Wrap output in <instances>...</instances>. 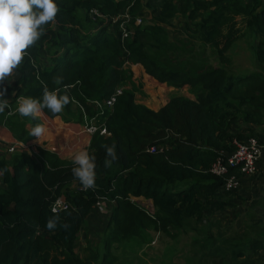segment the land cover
Returning <instances> with one entry per match:
<instances>
[{"label":"trees","instance_id":"trees-1","mask_svg":"<svg viewBox=\"0 0 264 264\" xmlns=\"http://www.w3.org/2000/svg\"><path fill=\"white\" fill-rule=\"evenodd\" d=\"M56 3V24L47 26L39 41L28 49L16 69V78L0 82L9 104L0 118L5 115L4 127L17 141L31 140L24 127L28 117L16 112L9 115L11 105L19 96L42 98L45 86L49 90L59 88L60 94L67 86V94L73 99L64 109L74 115L72 120L81 121L78 102L87 116L103 123L110 134H93L87 150L96 157L95 192L80 190L72 176V158H60L42 149L34 157L16 151L7 160L0 152V169H6L0 175V264H94L102 254L101 264H116L112 252L115 245L150 244L152 232L161 235L162 242H169L180 229L194 230L192 221L205 214L234 207L237 201L253 198L249 202L252 205L260 197L264 200V195L252 196L253 191L264 189L258 182L264 176V154L253 175L229 168L227 175L239 180V186L232 190L224 188L222 177L209 172L217 156L233 152L234 138L244 141L255 137L264 144V0ZM142 5L151 9L152 22L136 25L134 19L141 16L138 11ZM91 8L104 18H90ZM125 11L131 17L125 24L130 33L122 38L120 24L124 19L116 18ZM236 15L242 16L253 38L250 48L260 70L233 73L220 65L204 62L196 66L172 59L170 52L177 49L168 39L172 19L185 18L190 23L191 39L216 48L223 27L228 26L223 48H217L222 54L235 38ZM125 61L141 64L147 73L169 86L188 85L195 97L177 94L157 109L149 108L136 100L133 89L123 87L130 78ZM116 89L121 92L111 107L94 108V101L104 104ZM44 113L58 115L47 109ZM235 121L249 124L237 137ZM256 128L262 129L255 132ZM104 144L116 147L118 160L110 167L104 166ZM248 188L251 195L245 196ZM131 197L151 199L155 212H147ZM57 199L67 205V211L58 210L61 219L52 232L45 224L54 215L52 206ZM100 200L107 207L102 215L106 218L102 240L93 245L86 241L82 252L76 247L77 240ZM221 223L214 218L206 226V237L199 241L194 236L200 249L218 264H253L254 255L264 252V223L256 221L242 232L219 239L223 231L215 237L211 228H221Z\"/></svg>","mask_w":264,"mask_h":264},{"label":"rangeland","instance_id":"rangeland-1","mask_svg":"<svg viewBox=\"0 0 264 264\" xmlns=\"http://www.w3.org/2000/svg\"><path fill=\"white\" fill-rule=\"evenodd\" d=\"M139 9L140 10L138 12L142 16L140 17L142 18L143 24L152 22L151 9L145 7L144 5H142ZM80 15L83 14L80 13ZM89 17L95 20L101 18L102 15L99 14L95 15L94 17ZM234 21L235 25L233 28V32L235 34V38L233 39L232 44L228 48L224 49L222 51V54H219L217 53V48H223L225 39L227 38V33L229 32L228 26L223 27L222 37L218 39V45L216 48L206 45L202 46L198 41L191 39L189 36L190 23L185 18L179 17L172 19L170 21V25L167 27L168 39L170 42L175 43L177 47V49L174 50L175 54L170 52V55L172 54V59L175 58L177 60H180L183 64H187L189 61L196 66L204 62L214 66L220 65L227 68L228 71L233 73L248 72L255 69L260 70L253 59L252 49L250 48L253 38L244 25V19L242 18V16L236 15L234 17ZM137 64L138 63H131L130 61L126 62L125 69L127 70L130 78H128L123 87L133 89L135 91V98L138 102L143 103L146 106L147 104H149L152 105V107L157 108L158 106L165 103L173 95L179 94L187 97H195L194 93L188 85H183L181 87L169 86L166 83L158 81L155 77L147 73L141 64V66H137ZM18 98L16 99L15 103L11 105L10 112L12 113H15ZM68 116H70V119L69 121H66L69 118ZM41 117L50 118L51 116H48L43 112L41 116L35 119L32 117H28L25 119L24 127L28 133H30L32 127L42 123ZM55 117L58 119V121L62 122L65 127L67 126V124L69 126H72V124H76L74 129L70 127L69 130L71 129L72 131L74 130L77 132L82 127L83 117H81L80 122L74 121L72 120L74 115L68 114L65 109H63V111ZM4 118L5 115L4 117L0 118V120H3ZM246 126H249V124H243L240 121H235L233 124V131L236 134L234 136L239 135V132H243V129L246 131ZM261 129L262 128H256L255 132H259ZM70 131H66V136L72 138V136L76 135V133H71ZM9 134L10 132L6 128H4V124H2V121H0V144L3 145L1 146V154L7 160H10L11 156L6 151V147L4 149V144L9 143H6L4 141H8L7 135ZM62 134L63 133H61V135ZM10 135L12 136V133ZM83 135L80 134V136ZM87 135L89 136V134ZM243 136H246V134L244 133ZM32 139H35V137H33ZM31 140H28L26 142H30ZM86 141L85 144H90L91 136H89L88 142ZM234 141L238 142L240 140L237 137L232 140V143ZM42 149L47 151V149ZM261 167V172H264V161ZM261 174L262 173H260V175ZM258 182L262 183V186L264 188V176H261V179H259ZM240 190H242V188ZM243 193L246 194L245 196H248V194L251 195V189L248 188L244 190ZM252 194V196L254 197L264 195V189L259 190L258 193H255L253 191ZM133 198L134 197H131V200L135 201V199ZM251 199L253 198H250L244 202L237 201L234 207H228L225 210L217 211L211 215L205 214L198 221H192L193 225L195 226L194 230L188 228L187 232H184L180 229L179 231H177V235L174 238H171L169 242H162L161 235L152 232V236L150 235L151 238L148 239H152L150 244L144 243L143 245H137L134 244V242H125L123 244H120L121 247L115 245V248L112 249L113 254L116 256L115 262L116 264H218L215 263V261L217 262V259H215L214 261L211 256H207L206 250L200 249L199 246V241L208 235V233L206 232V226L214 218L220 220L222 222L221 228L213 226L211 228V231L215 237L218 236L219 231H223V233L221 234L222 236H218V238L221 239L226 236H232L237 232H242L245 226L251 225L256 221H261L260 224L264 223V200H261V197L260 199L258 197L259 201L250 205L249 202ZM98 214H100L101 216L104 215L99 211ZM105 221V218L99 220V222L97 223L99 224V226L92 232L90 231L89 226H87L86 224L84 225V229L80 233L77 240L80 251L82 249V252H84L83 247L85 246L84 242H86L87 236H91V239L88 240H91L92 245L93 243H99L102 240L106 224ZM194 236H197L199 238V241H194ZM147 237L149 236L147 235ZM204 252L206 256L203 255ZM102 255L100 257V260L95 261L94 264L102 263ZM200 257L201 261H198ZM252 259L253 264H264V252H258ZM239 264L244 263L241 262Z\"/></svg>","mask_w":264,"mask_h":264},{"label":"clouds","instance_id":"clouds-1","mask_svg":"<svg viewBox=\"0 0 264 264\" xmlns=\"http://www.w3.org/2000/svg\"><path fill=\"white\" fill-rule=\"evenodd\" d=\"M58 12L59 7L56 0H0V82L13 76L14 70L28 55V49L39 41L46 27L56 24ZM56 83L59 84L60 79H57ZM66 88L67 86H65V93L60 94L59 88L49 90L45 86L42 98L19 97L15 112L21 117L34 119L41 116L45 109L53 115L59 114L73 99L67 94ZM8 107L5 93L0 90V113H4ZM12 114L9 112V115ZM30 135L35 137L37 142L42 143L45 136L44 125L37 124L32 127ZM102 147L105 150L104 166L110 167L114 161L118 160L116 147L114 144H104ZM72 163V176L79 182L80 190L95 192L97 188L96 157L91 155L86 148H81L73 154ZM4 171L6 169H0V175H3ZM97 207L101 213L106 210L102 203L98 202ZM58 210L67 211V205L60 200L55 202L52 208L54 215L50 216L45 224L49 231L54 232L60 222L61 217ZM67 226V224L61 225L64 228Z\"/></svg>","mask_w":264,"mask_h":264},{"label":"built area","instance_id":"built-area-1","mask_svg":"<svg viewBox=\"0 0 264 264\" xmlns=\"http://www.w3.org/2000/svg\"><path fill=\"white\" fill-rule=\"evenodd\" d=\"M99 14L100 12L96 8H91L89 10V16L94 17L95 15H99ZM120 17L124 19V21L121 22L120 26L122 28V38H125L130 33V31H128L127 28L125 27V24L131 21V17L127 11H125L123 15L117 16L116 20H118V18ZM101 18H103V15ZM141 22L142 20L140 17H136L134 19V23L136 25H139ZM126 62L127 61H125V64ZM120 92L121 89H116L114 94H112L105 101L104 104L98 101H94L93 102L94 108L103 109L104 106L111 107L115 101V96ZM75 104L83 117L82 119L83 123L81 127L82 131L86 132L91 136L95 133H98L100 135L110 134L103 123L98 124L94 116L93 117L87 116V114L84 111V108L78 102H75ZM233 143L235 145L233 152L226 157L225 155L217 156L209 167L210 173L222 177L224 179V188L226 190H232L239 186V180L238 178L235 177V175L233 174L227 175L230 167H237L238 171H240L245 175H253L257 172L258 162L263 157L264 154V144L260 143L255 137H248L244 141H238V142L234 141ZM9 144L10 145L5 146L6 151L9 154L14 153L16 151H22V152L28 151V144L26 142H20L14 140L12 143ZM151 150H153V148H151ZM57 200L62 201L61 199H57ZM99 203L104 204L105 208L107 209L106 202L104 200H100ZM54 206L55 203L53 204L52 208ZM97 210L100 212L98 207ZM106 213L107 210H105V212L101 214H106Z\"/></svg>","mask_w":264,"mask_h":264},{"label":"crops","instance_id":"crops-1","mask_svg":"<svg viewBox=\"0 0 264 264\" xmlns=\"http://www.w3.org/2000/svg\"><path fill=\"white\" fill-rule=\"evenodd\" d=\"M137 66H141V65L137 64ZM16 72L17 71L15 69L13 76L10 79L8 78V80H5V81L6 82L13 81L16 78ZM147 106L151 109H157L159 107L158 106L157 108H154V107H152V105H149V104H147ZM4 120H5V118L3 120H1L2 124H4ZM41 120H42L41 124L44 125V127H45V136L43 137L42 143L37 142L36 138L32 139L30 142H26L28 144V151L27 152L30 156L34 157L36 154H38L40 152V150H42V148H44V149H47V151H49L51 153H55L60 158L70 159V158H72L73 154L76 151L80 150L81 148H86L87 150L89 149V144H85V141L87 140L86 142H88L89 136H91V135L88 136L86 134V132L82 131V128H80V130L77 132L74 130L72 131L71 129H70L71 131L69 130L70 127H72V129H74L76 124H72V126H69L67 124V126L65 127L63 125V123L58 121V119L56 117H50V118L49 117H41ZM4 128H6V127H4ZM63 129L66 130L67 132L70 131L71 133H76V135L72 136V138H69V136H66V131H64ZM60 130H62V131H60ZM61 133H63V134L61 135ZM10 134H11V132H10ZM80 134L81 135L85 134V135L80 136ZM9 135H7L8 141H4V142L12 143L15 140V138H13V135L12 136L11 135L9 136ZM10 137H11V139H10ZM78 143H81V144H78ZM7 145H10V144H4V147ZM1 146H3V145L0 144V147ZM40 147H42V148H40ZM0 152H1V148H0ZM133 199H135L136 204L140 205L147 212H149V213L155 212V207H154L151 199H147L144 197H134ZM101 219H103V217L100 214H98L96 209L91 210L90 215L88 216V219L86 221V225L90 227L91 232L96 230V228L99 226V224H97V223ZM105 226H106V224H105ZM86 238H87V240H86L87 242L91 241V240H88V239H91V236H87ZM84 243L86 245V242H84ZM76 247L78 250H80V248H78V244L76 245Z\"/></svg>","mask_w":264,"mask_h":264}]
</instances>
